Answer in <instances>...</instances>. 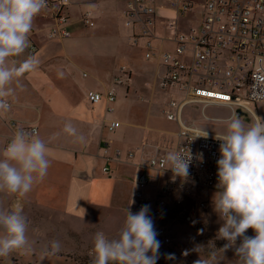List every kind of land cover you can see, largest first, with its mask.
I'll use <instances>...</instances> for the list:
<instances>
[{
	"label": "rangeland",
	"instance_id": "374dc122",
	"mask_svg": "<svg viewBox=\"0 0 264 264\" xmlns=\"http://www.w3.org/2000/svg\"><path fill=\"white\" fill-rule=\"evenodd\" d=\"M127 3L128 0H71L66 10L69 17L66 27L71 35L73 29L76 31L77 27L79 30L84 28L79 22L80 14L85 11L92 12L95 25L84 29L96 36L94 40H97L96 57L107 54V58H110L112 70L108 78L106 77L108 84L114 85L113 77L118 73L119 65H125L131 70L126 82L117 85L120 91L112 104L115 111L110 113L117 114V108L123 111L133 104L135 114L140 117L143 112L145 116L147 107H151L159 123L168 131L169 140L173 141L170 146H176L177 132L181 124L221 135L226 130L222 121L234 114L245 123L246 127L252 122L253 112L264 118L262 102L252 103L249 109L246 107H237V109L223 103L192 102L185 103L178 119H167L163 113L166 103L172 95L176 100L181 101L182 94L162 89L161 75L155 76L147 69L148 61L143 58L140 48L129 42V31L122 17ZM151 3L155 10L163 8L160 12L163 15L155 16L151 28L157 34L158 32L168 33L170 31L168 23L175 19V12L168 5L167 0H151ZM47 9L49 8L45 7L40 13L49 14ZM196 16L199 17L198 13L192 11L185 13L178 18L179 26L183 29L187 28L188 24L196 22ZM37 19L41 21V24L49 27L48 30L55 24L52 18L51 20ZM36 23H39L38 20ZM84 61H80L79 68L75 71V82L82 87L100 89L101 85L94 79V76L98 77V75L90 68L91 65ZM125 87L129 90L127 94L122 91ZM106 129L107 125L104 136L113 135L114 131ZM159 151L168 154L165 150ZM145 170L138 175L135 183L129 184L127 191H124L125 188L122 185V191H117L113 195L111 207L87 209L85 215L78 219L73 218L72 222L70 218L62 216L64 209L59 191L55 192L54 202L50 204L40 207L25 206L23 214L28 225L26 235L30 250H15L9 256L0 258V264H93L95 234L103 232L107 237L115 238L124 223L127 208L133 214L140 210L137 207L136 190L142 192L144 205L150 206L149 214L152 216L157 239L160 241L157 264H196L199 260L204 261L205 264L209 261L211 264H240L235 248L240 245L241 239L238 238L233 247L224 251L222 248L227 241L217 239V232L223 221L213 211L212 197L218 189L202 188L190 179L176 177L169 171L146 168V165ZM142 173H146L150 180L147 185L139 187L138 178ZM163 187H169L166 205L161 214L154 215V204L163 195ZM10 196L0 192V211L11 209L13 204ZM63 219L66 222H59ZM160 229H164V237L159 236ZM245 235L253 237L255 232L249 228ZM165 238H169V241H165ZM52 241H59L61 245L59 252L55 254H50ZM168 254H173L174 259H167Z\"/></svg>",
	"mask_w": 264,
	"mask_h": 264
},
{
	"label": "built area",
	"instance_id": "2783aa9c",
	"mask_svg": "<svg viewBox=\"0 0 264 264\" xmlns=\"http://www.w3.org/2000/svg\"><path fill=\"white\" fill-rule=\"evenodd\" d=\"M175 12V19L168 23V33L154 32L151 28L155 16H162L163 8L156 9L151 0H128L122 12L123 23L129 31V42L140 48L142 56L149 62H158L162 67L160 86L167 91L182 94V100L172 95L166 103L163 113L167 119H178L185 103L206 102L223 103L229 107H246L252 103H264V0H167ZM71 0H47L51 18L55 24L49 29V37L69 38L70 30L67 6ZM64 11V12H63ZM198 13L196 22L185 29L179 26L178 18L188 12ZM79 22L84 28L95 25L90 11L80 14ZM29 51L34 53L37 47L30 43ZM114 85H121L129 78L131 70L125 65L117 67ZM12 110L11 101L3 98ZM87 100L91 104L105 101L107 111L114 110L116 100L113 88L105 91L89 89ZM238 109V108H237ZM117 120L107 125L109 131L119 127ZM7 126L12 137L17 130H25L31 135L39 131L37 125L26 123L8 115ZM205 132V131H204ZM186 125H180L178 142L174 151L190 159L187 179L202 188H217V160L220 158V141L216 135ZM103 155L108 160V150L104 145ZM134 151H128L132 157ZM166 153L156 151L146 162L147 167L159 171H169L170 164L165 162ZM120 149H115L113 158H120ZM108 161L103 167L109 171ZM174 175V174H173ZM175 176V175H174ZM179 177V176H176ZM150 178L142 173L138 178L139 187L148 184ZM169 187H163L153 209L154 215L162 213L166 205ZM137 207L144 205L140 190L135 191ZM164 237V229L158 231ZM169 241V238H165Z\"/></svg>",
	"mask_w": 264,
	"mask_h": 264
},
{
	"label": "crops",
	"instance_id": "0c3cea01",
	"mask_svg": "<svg viewBox=\"0 0 264 264\" xmlns=\"http://www.w3.org/2000/svg\"><path fill=\"white\" fill-rule=\"evenodd\" d=\"M47 11L49 14L40 13L34 17L25 51L9 58L19 64L35 56L39 64L35 70L14 77L8 85L9 95L3 98L11 101L13 108L0 112V153L11 139L8 115L37 125L39 131L34 136L45 141L50 166L43 181L21 199L22 208L50 204L54 202L55 192L59 191L64 209L62 216L72 222L73 218L85 215L87 209L111 207L113 195L122 191V185L127 191L129 184L135 183L138 175L145 170L151 153L159 150L173 152L175 146H170L173 141L169 140L168 131L159 123L151 107L146 108L145 116L143 112L139 117L133 104L123 111L117 108L118 113L114 114L107 111L103 100L94 104L88 102L89 89L105 91L113 87L116 95L120 91L117 85L108 84L106 79L112 70L110 58L107 54L96 57V36L84 28L73 29L69 38L48 37L49 27L37 19L51 20V10ZM37 20L39 23H36ZM31 42L37 47L34 53L29 51ZM81 60L91 65L90 68L98 75L94 79L101 85L100 89L82 87L75 82L74 74ZM147 69L155 76L162 74L158 62L148 61ZM83 74L86 75L85 72ZM122 91L129 92L126 87ZM113 120L119 121L120 125L113 135L106 137V125ZM66 123H71L76 129V136L64 132ZM79 136L84 139L79 140ZM104 145L108 150V160L103 155ZM115 149L121 151L118 159L113 158ZM128 151H134V155L128 157ZM107 161L110 169L104 172ZM10 200L13 204L16 197L11 195Z\"/></svg>",
	"mask_w": 264,
	"mask_h": 264
},
{
	"label": "clouds",
	"instance_id": "9594fccd",
	"mask_svg": "<svg viewBox=\"0 0 264 264\" xmlns=\"http://www.w3.org/2000/svg\"><path fill=\"white\" fill-rule=\"evenodd\" d=\"M46 6L47 0H0V112H7L10 107L3 97L9 95L8 85L13 78L35 70L39 64L35 56L19 64L9 58L21 55L28 47L33 19ZM251 119L246 127L234 114L222 121L225 132L215 136L220 141V158L218 191L212 197V205L223 221L217 232V239L227 241L223 251L240 238L241 243L235 248L240 264H264V118L253 112ZM63 130L77 135L71 123H66ZM47 153L45 141L25 130L14 132L0 153V192L16 197L9 211H0V258L15 250H30L20 201L46 177L50 166ZM165 162L171 165L168 169L175 176L188 177L190 159L178 151L169 152ZM149 213V205H143L135 214L127 208L118 236L109 238L97 232L93 264H157L160 241ZM249 228L255 232L253 237L245 235ZM60 248L59 241H52L50 254ZM167 259H174V255L168 254ZM196 264L205 262L199 260Z\"/></svg>",
	"mask_w": 264,
	"mask_h": 264
}]
</instances>
